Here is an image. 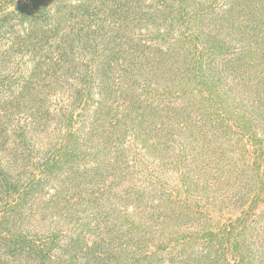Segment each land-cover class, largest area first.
Here are the masks:
<instances>
[{"label":"trees","instance_id":"obj_1","mask_svg":"<svg viewBox=\"0 0 264 264\" xmlns=\"http://www.w3.org/2000/svg\"><path fill=\"white\" fill-rule=\"evenodd\" d=\"M0 264H264V0H0Z\"/></svg>","mask_w":264,"mask_h":264},{"label":"rangeland","instance_id":"obj_2","mask_svg":"<svg viewBox=\"0 0 264 264\" xmlns=\"http://www.w3.org/2000/svg\"><path fill=\"white\" fill-rule=\"evenodd\" d=\"M228 216H230L229 214H225V217H228Z\"/></svg>","mask_w":264,"mask_h":264}]
</instances>
